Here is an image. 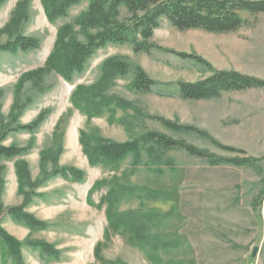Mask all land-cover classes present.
<instances>
[{"label": "rangeland", "instance_id": "374dc122", "mask_svg": "<svg viewBox=\"0 0 264 264\" xmlns=\"http://www.w3.org/2000/svg\"><path fill=\"white\" fill-rule=\"evenodd\" d=\"M21 0H7L0 8V31L9 22ZM257 1V0H253ZM26 18L13 33L0 34V46L17 35L41 40L38 50L26 53H0V136L4 145L29 148L13 160L0 161V226L22 244L24 264H101L94 257L96 245L103 241L108 227L106 206L96 207L112 187L149 189L162 196H141L123 201L118 212H156L163 216L160 227L152 231L173 240L156 252L129 245L115 235L103 257L109 264H264V89L224 93L219 99L185 101L179 97L182 83H196L214 72H237L264 80V14L243 15L249 25L231 34H210L201 30L179 31L164 21L151 40L149 54L136 53L131 45L109 44L74 74L71 81L57 73L46 75L40 84L25 82L18 96L21 76L44 65L51 53L58 29L71 23L89 6V0L70 10L67 18L51 22L41 0H26ZM122 9L121 19L126 17ZM178 53L197 55L203 66ZM119 57L130 68L117 77L104 93L123 100L128 108L116 105L89 119L75 109L71 95L79 86H91L102 75L103 63ZM154 82L150 92L134 88L136 68ZM20 105L14 108L17 104ZM40 115L38 129L18 130ZM156 118H162L206 132H173ZM62 121L60 127L59 122ZM88 134L91 145L98 140L129 142L148 132L184 141L217 158L253 159L246 167H212L183 151L156 153L142 146L140 161L129 157L118 164L90 165L80 143V132ZM240 152L230 153L213 142ZM50 154L44 164L43 155ZM25 162L33 185L19 190L16 165ZM168 162L172 166H164ZM163 165V166H159ZM74 167L84 172L81 182L53 177L39 184L55 168ZM162 171V173H160ZM45 179H47L45 177ZM102 182L92 194L93 185ZM22 207L26 213L46 222L47 228L32 230L16 222L9 208ZM43 241L54 246L58 256H49L26 245ZM176 240V241H174ZM258 248L256 258L252 257ZM0 264H15L2 255Z\"/></svg>", "mask_w": 264, "mask_h": 264}, {"label": "trees", "instance_id": "16d2710c", "mask_svg": "<svg viewBox=\"0 0 264 264\" xmlns=\"http://www.w3.org/2000/svg\"><path fill=\"white\" fill-rule=\"evenodd\" d=\"M83 0H41L46 17L54 22L61 18H67L72 8L79 6ZM7 0H0V8ZM26 0L17 3L9 22L0 31L13 33L26 18ZM122 9L126 11L125 19H121ZM257 16L264 14V0H89L87 10L81 13L71 23L61 26L56 35L53 49L44 65L36 70L23 74L16 85L18 96L25 82L40 84L43 78L51 73L61 75L65 80L71 81L74 74H80L85 70L87 62L100 50L109 44L131 45L136 53L149 54L154 48L151 40L154 32L167 21L179 31L201 30L210 34H231L249 25L250 21L243 15ZM41 40L33 37L17 35L12 41L0 46V53L17 54L38 50ZM185 59H192L197 63L210 65L201 57L193 54L178 53ZM129 64L119 57L107 59L102 65V75L97 83L91 86H79L71 95L73 107L88 116L89 119L99 116L106 108L116 105L128 108V103L114 97L104 95L112 87L117 77L125 76L129 71ZM154 82L146 73L136 68V81L134 88L141 92H150ZM251 89H264V80L242 75L237 72H214L211 77L196 83H182L179 87V97L185 101H204L219 99L224 93L244 92ZM20 102L17 99L18 107ZM167 129L173 132L196 133L199 136L210 139L206 132L191 126H184L162 118H156ZM43 116L40 115L32 124L20 126L18 130L34 132L39 128ZM63 120L59 122L57 127ZM6 136H0V161L13 160L28 153L29 148L4 145ZM80 143L90 165L118 164L129 157H134L137 163L140 161L142 146L152 144L148 148L150 154L156 153L153 158L160 159L162 153L168 151H183L190 156L205 161L209 166H232L236 168L251 165L253 159L245 158H217L213 154L199 149L184 141L174 140L165 135L148 132L140 138L129 142H114L98 139L91 145L86 131L80 132ZM219 148L230 153H238L239 150L226 147L218 142H213ZM50 154L43 155L44 164ZM164 166H172L165 162ZM163 166V165H159ZM19 190L28 185H33L30 179L28 166L25 162L16 165ZM162 173V171L160 172ZM45 177L47 179H45ZM62 177L65 180L81 182L84 172L74 167L55 168L51 175L44 176L39 184L49 178ZM103 185L97 182L93 185L88 195V203L92 204V194ZM146 191L148 199H157L162 195L149 189L112 187L96 207L101 210L106 206L108 227L104 231L103 241L94 249V257L101 264H109L103 257V251L111 244L114 236L121 235L129 245L148 252H156L169 247L173 240L161 235H153L157 230L163 216L156 212H118L123 201L140 197ZM135 193L138 195L135 197ZM1 209V207H0ZM16 222L28 226L32 230H43L47 223L36 219L32 214L26 213L22 207H12L8 210ZM176 241V240H174ZM0 245L3 257L11 258L15 264H24L21 248L23 244L10 235L0 226ZM26 245L39 249L49 256H58V251L53 245L43 241L28 239Z\"/></svg>", "mask_w": 264, "mask_h": 264}, {"label": "water", "instance_id": "95a60500", "mask_svg": "<svg viewBox=\"0 0 264 264\" xmlns=\"http://www.w3.org/2000/svg\"><path fill=\"white\" fill-rule=\"evenodd\" d=\"M258 251H259L258 248H254L253 253H252V257L253 258H256L257 254H258Z\"/></svg>", "mask_w": 264, "mask_h": 264}]
</instances>
